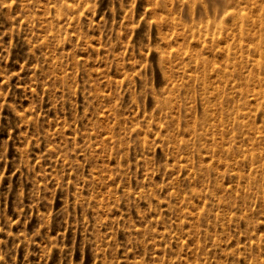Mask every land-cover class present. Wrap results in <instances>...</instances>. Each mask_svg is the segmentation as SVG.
I'll return each mask as SVG.
<instances>
[{"label": "rangeland", "instance_id": "obj_1", "mask_svg": "<svg viewBox=\"0 0 264 264\" xmlns=\"http://www.w3.org/2000/svg\"><path fill=\"white\" fill-rule=\"evenodd\" d=\"M0 264H264V0H0Z\"/></svg>", "mask_w": 264, "mask_h": 264}, {"label": "bare ground", "instance_id": "obj_2", "mask_svg": "<svg viewBox=\"0 0 264 264\" xmlns=\"http://www.w3.org/2000/svg\"><path fill=\"white\" fill-rule=\"evenodd\" d=\"M212 1L219 2V3H224L225 2V0H212Z\"/></svg>", "mask_w": 264, "mask_h": 264}]
</instances>
